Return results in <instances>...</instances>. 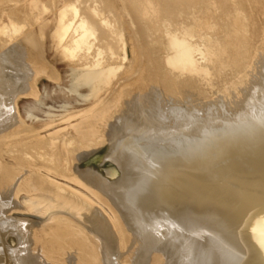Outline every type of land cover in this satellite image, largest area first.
<instances>
[{
  "label": "bare ground",
  "instance_id": "1",
  "mask_svg": "<svg viewBox=\"0 0 264 264\" xmlns=\"http://www.w3.org/2000/svg\"><path fill=\"white\" fill-rule=\"evenodd\" d=\"M106 1L109 2L108 6L115 8L114 4H110L111 0ZM116 1L114 0L115 3ZM123 1L125 4L122 9L124 7L127 14L136 20L146 16L155 19L163 14L156 7L155 0ZM172 1H195L193 4H198L201 0ZM220 1L219 4H222ZM71 3L69 6L74 5ZM73 8L68 9V12ZM116 8L121 9L118 6ZM81 12L77 8L71 14L60 12L59 22L62 24L67 20L63 23V28L59 29L60 25L55 27L53 37L58 49L73 57L72 61L75 62L77 58L76 63L82 62L78 67L82 65L92 68L81 76L82 83L90 87L91 94L96 93L102 84L108 82L109 75L112 77V71H116L118 66H113L114 70L111 65L109 67L94 59L95 56L91 57L94 55L92 48L96 46L94 43L100 42L89 41L93 36L90 34H94L92 31H97L98 28L93 29L95 25L90 24L95 23L89 21L86 12ZM167 12L164 10V13ZM67 15L71 17L68 19ZM8 19L12 20L13 15L9 14ZM102 19H98L100 25ZM185 35H189V32L185 31L181 36L174 33L167 36V49L170 53L166 64L170 67L169 70L177 75L187 73L206 77L207 67L203 68V64L198 66L199 61H202L199 59L200 56L208 57L211 52L198 49V44L193 45L192 40L190 42ZM98 38L102 42L105 41L104 37L103 40ZM25 41L31 42V38L27 36ZM137 45L138 48L142 44ZM22 47L25 52L21 55L26 54L25 57H28L30 63V57L33 55L25 45ZM139 48L141 52L138 54V60L136 59L135 74L139 72L142 79L148 83L137 85L138 87L131 88L130 92L125 90L128 95H124V101H121L124 108L112 112L110 118L106 113L114 108L113 104H109L110 107L107 104V108L103 107L104 112L99 108V111L96 110V116L93 115L97 119L94 118L96 122L102 123L108 118L107 132L103 136L109 143V150L100 153L96 158L93 157L94 160H86L82 170H78L73 164L75 160L69 154L71 151L78 154L77 144L82 147L83 153L80 155L93 152L92 147L101 145L98 138L102 133L97 128H89V125H95L94 119L89 121L90 123L86 121L88 124L82 122L83 125L86 123L84 127L82 123V127L73 125L75 130L72 127L71 129L74 134L69 138L64 137L61 147H56V142L60 140L57 137L50 141L34 135V138L24 140L20 139L23 130L22 122L16 113V104L9 101V96L15 98L17 91L12 88L10 94L7 93V98H0V160L4 148L8 147L7 150L14 154L10 157L14 161L12 165H4L5 162L0 164V264H264V58L261 60L263 63L259 66V71H255L257 77L251 75L255 78L250 87L248 85L249 88L244 89V97L239 96L242 98L241 103L239 98H236L238 101L232 100L233 104L235 100L239 103L235 107H225V99L224 102L214 101L216 103L205 106L200 103L203 105L201 108H195L191 103V108L189 104L185 105V99H181L184 105H165L168 109L163 112L159 107L164 105L157 104L161 95H155L154 84L157 78L155 79L153 69L148 66V56L144 52L146 48ZM91 50L93 55L90 54ZM229 52L227 48L224 53L228 55L217 60L216 63L220 67L237 66L247 54L246 51H237L235 54ZM259 54L264 56L262 51ZM259 54L257 51V57L254 56L261 59ZM256 63H253L254 67ZM247 69L243 72L244 75ZM181 86L183 87V84ZM237 86L235 88L242 87V90L245 85ZM229 87L231 88V84ZM28 88L29 93L31 85ZM165 88L169 98L166 100L170 101L168 103L171 104V101L175 102L180 97L173 86L165 83ZM239 93L238 95H241ZM218 96L220 97L219 94ZM160 100L158 102H161ZM110 101L109 103L112 102ZM100 111L103 115L97 116L98 113L102 114ZM76 128H81L82 131ZM58 132L59 130L52 134L58 136ZM67 145L72 146L74 150L68 149ZM61 179L80 186L86 194L70 185L62 184ZM20 194L25 197L23 205L18 198ZM46 198L55 204L56 210H63L68 206L75 211L79 220L55 215L48 223L42 225L33 224L27 218L13 216L12 212L38 216L44 214L43 205L32 206L29 200L41 202L47 200ZM101 205L109 212L105 213ZM3 241L6 247L7 242L11 247L8 245L7 249H3ZM60 242L68 244L67 249L65 244L63 249ZM50 247L55 248L56 251L52 248L50 251L57 255L49 253ZM68 257L70 260H67Z\"/></svg>",
  "mask_w": 264,
  "mask_h": 264
},
{
  "label": "rangeland",
  "instance_id": "2",
  "mask_svg": "<svg viewBox=\"0 0 264 264\" xmlns=\"http://www.w3.org/2000/svg\"><path fill=\"white\" fill-rule=\"evenodd\" d=\"M102 1L103 2H101V0H0V39H1L0 40V98L1 97L7 98V93L9 92L10 94L11 92L10 90L12 88L15 92L16 91L18 92V93L16 92L15 98L12 95H10L9 101H12L13 104H16L15 105L16 113L22 122L21 128L23 132L20 133L21 135L20 139L28 140L29 138L32 139L38 136L42 138L44 137L43 140L49 139L51 141L53 137H57L60 138V140L56 142V147H61L65 139L64 137L69 138L74 134V132L72 133V131L75 130L74 128L75 126L73 125L77 124L76 126L78 127H82V126L84 127L87 122L89 121L92 122L91 120L95 118L94 116H96L95 113L96 110H98V108L99 110H102L103 107L107 106V104L108 107H110L111 104H113L114 108H112L111 111L108 112V114L106 113L108 118H110V115L113 114L114 111L118 112L120 111L119 110L120 108H124V105H122V102L124 101V100L122 101V97L124 99V97L128 95L127 91L130 92V90L138 86L146 85L148 83L147 81L142 79L139 72L135 74V72H137V70L135 69L136 59L138 60L139 58L138 54L139 52H141V48L139 47L146 48L145 49L146 51L143 48L142 49L144 50V52H146L145 53L147 54L146 56H148L147 57L148 66L151 67V69H153L152 71L155 73V79L157 78L158 80V81L155 80V82L156 83L158 82V84L157 85L156 83L154 84L155 95L156 93L157 96L158 94L159 96L161 95L160 98L158 99L159 100L162 99L163 102L161 100H160L161 102H158L159 100L157 99L156 100L158 105L160 104L164 105L163 107L161 105L159 107V110L163 112L166 111L168 109L167 107H169L170 105L172 107L173 103L184 105V103L186 102L185 105L189 104L188 106L191 108L193 106L192 104L195 105L193 106L195 108H201V106L211 104L214 101L224 102L225 99L226 101L224 104L227 103L225 107L227 106L229 107L230 105L232 106L229 108H233V106L235 107L236 104L241 103V100L244 97L242 95H244L245 94L244 92H246V90L244 91V89H248L250 87L254 78L257 77L255 75L257 74L256 72L259 71L258 70L259 66L264 61L262 59L264 58V56H262L263 54L262 55H260L261 53L259 54V52L261 51L264 53V0H221L220 2H222V4H219V0H201L200 2H198V4L197 3L193 4L195 1L191 3L190 2L175 3L172 0H155L156 7L159 9V11L163 12V14L160 15L161 17L159 16L156 17L155 19H149L146 16L141 20L138 19L136 20L135 18L128 15L124 7L122 9V5L124 6L125 4L123 0L122 1L117 0L118 3L115 0L117 5L114 2V0L111 1L108 0L110 1V4L115 5V8H113L114 10L112 9L111 5L109 6L107 5L109 4V2L106 3L107 2L106 0H102ZM70 3L71 5H73L74 3L75 6L74 5L69 6ZM66 4H67L66 6L67 9H65ZM116 6L121 7L123 12L121 11L120 8L117 10ZM71 7H74L73 9H71L72 11L75 8H77L80 12L81 10H83L81 13L86 12V14L85 13L84 14L87 15L89 21L91 22L93 21L95 23L93 24L90 22L91 26L95 25V27L93 26L92 28L93 29L98 28L97 31L96 30L92 31L94 32V34L93 33L90 34V36L92 35L93 36L90 38L89 41L100 42L96 44L94 43V45H96L97 47L96 46L93 47L92 50L94 52L96 51L97 53H94L91 50L90 54H92L91 52H93L94 54V55L92 54L93 56L91 57L94 58L95 56L94 59L100 60L102 64L109 65V67L112 66L113 68V66L116 65L120 68L119 69L117 67V69L119 70L116 69V71H112L113 76L111 77L110 74L108 82L102 84L100 89L96 93H91V94L89 93L90 87L82 83L83 81L81 77L85 72L91 71L90 69L92 68L83 67L82 65L81 67H78L80 64H82V62H80L79 64L76 63V59H77L76 57H75L76 58L75 62L72 61L74 58L68 56L67 53H64L63 51L58 49L55 44V40L53 37V32L55 27H58L60 25L61 27L59 26L58 28L59 29L63 28V23H65L67 20L66 18L69 19L71 17V15H69V17L67 15V17L65 18L66 20H64L63 23L61 24V21L59 22L58 19L60 12L65 11L67 12V14L69 13L71 14L72 11L70 12L69 10L68 12V9H70ZM164 10H167L168 12L164 13ZM9 14L13 15L12 20L8 19ZM248 15L249 17H247ZM101 17L103 18L101 20L103 22V23L101 22V25L102 24L105 25V26L102 25L103 28L100 25V20H98ZM99 31H101V33ZM185 31L189 32V35H185V36L189 39V41L192 40V42L191 41L190 42L193 45L198 44L199 45V46L197 45L198 49L201 50L202 48V51L208 50L209 52H211V55L208 54V57L200 56L199 60L202 59V61L198 60L200 62V63L198 62L199 63L198 66H202L203 64L202 66L203 68L207 67L208 75L206 77H201L198 75L187 74V73L182 75H177L175 72L170 71L169 70L170 67L166 64V58L170 53L169 50L167 49V41H168L167 36L173 33L177 36H181ZM27 36L31 38V42L25 41V37ZM97 36L101 37L102 40L104 37L105 41L102 42L101 40H99ZM115 36H117L118 38L117 37L114 38ZM65 40H67V36L65 37ZM65 40L62 41L65 42ZM211 43L212 45H210ZM137 44L139 45L142 44V45L137 48L138 46ZM23 45H25V47H27L30 50L28 52H30V54L32 53L31 55H33L30 57V63L28 57H25L27 56L26 54L23 56L21 55L23 54V52H25V49L22 47ZM98 46H99V52L97 51ZM21 48H23L22 51ZM227 48L230 50L229 53L235 54L237 51L238 52L246 51L247 54L243 56L245 57L244 59L241 58L242 55L240 56L242 60L240 59L241 62L237 66L220 67L216 62L217 60L223 58L224 55L226 56L228 55L224 53L225 51L227 52ZM257 51L258 54L260 55L258 57H260L261 59L256 58ZM214 52L218 53V55ZM253 56L255 59L253 58ZM36 59L39 62H37ZM253 59L259 62L257 61L254 62ZM252 61L253 63L256 62L258 63V68H257V63L256 66L254 67L255 64L253 65ZM112 63L115 64L112 65ZM128 65L131 66L129 67ZM22 69L23 71L21 72ZM245 69L248 70L246 72V75H244L245 73L243 74V72H245ZM251 70H253L252 72L254 73H252ZM38 72H39L38 74L39 76L36 74ZM29 73L31 76L29 75ZM31 73L36 74V76H34V74L32 75ZM247 73H249L248 74L249 76L247 75ZM122 74L123 75L125 74L124 75L125 77L122 76ZM157 74L159 76H157ZM252 74L255 77H251ZM242 75L243 77L240 78V76ZM132 76L134 79L131 78ZM236 77L238 79L240 78L241 80L239 79L238 81ZM234 79H235L234 81L235 84L233 83ZM244 79L247 81V83L248 82L250 83L247 84ZM127 80H129V82H126ZM237 82H239L240 84ZM165 83L167 85L173 86L175 90L179 92L178 94L180 97L178 96L179 97L178 99H180V101L177 99L175 102L171 101V104L168 103L170 101H167L169 98H167L168 96L166 95L167 93L165 90L166 89ZM232 83L234 84V86ZM161 84L163 85L161 86ZM182 84L183 87L181 86ZM230 84H231V88L229 87ZM30 85H31V90L28 93V89H29L28 87ZM236 85H238L237 87L239 86L241 87L244 85L245 86L241 90L242 87L235 88ZM248 85L249 87H247ZM117 87H119L120 89ZM206 87H208V89ZM224 87H226V89L228 88L227 90L229 91H227ZM20 90L22 92H20ZM125 90L127 91L125 92ZM182 90L184 91V94L185 93L187 94L189 92L188 93L189 95L185 94L186 97L182 96L184 95ZM237 91H240V93ZM123 92L126 94H124ZM204 93L207 96H204L205 95ZM216 93H218L220 97ZM228 93L230 94L227 95ZM238 93L241 95H238ZM209 95L210 96L212 95L213 99ZM113 96L115 97L112 98ZM187 96H190L191 99L190 97ZM221 96H224V98H221ZM226 96L228 99L229 97L230 98L233 97V98L229 99L230 100L229 101L226 98ZM239 96H241L242 98ZM218 97L223 100L221 99L219 100ZM236 98L237 99L239 98L238 100L241 99L239 103H237L238 100ZM181 99L182 100L185 99L183 100L184 103L182 102ZM234 99H236L237 101L236 100L233 101L234 102L233 104L232 100ZM108 100L109 101L111 100L112 102L110 101L111 103H109ZM204 100L206 101V104ZM193 101L195 103H193ZM200 103H202L203 105ZM161 107L164 109L162 110ZM89 110L92 112H90ZM103 110L102 112H104ZM76 114H79L80 116L79 115L76 116ZM98 115L101 116L103 115V113L102 114L98 113L97 116ZM95 119L93 120V122L95 121ZM107 120H105V122L102 123H98L95 121L94 126L89 125V128H91V130L97 128L102 133V135L98 138V141L101 142V145H99V147L94 146L91 148L93 152L90 151V153L80 155L81 153H83V151H81L82 147L79 144H77L76 149H78L79 151L78 154L73 151H71V153L69 154L70 157L74 158L75 161L73 162V164L78 168V170L84 169L83 165L88 161L94 160L93 157L96 158L100 153L109 150L108 147L109 143L108 141L106 142V137L103 136V134L107 132V127H108ZM120 121L121 119L118 120L119 123ZM82 122L83 123L86 122V123L83 125ZM47 124L48 125L50 124L49 127ZM71 127L73 128V130L71 129ZM76 129L82 131L81 128H76ZM58 130H59V132L57 133L58 136L52 134L57 132ZM66 147L70 150H74L72 146L67 145ZM7 149L4 148V151L2 152L1 155L2 159L0 160V164L1 163L4 164L5 162L4 165L10 166L14 162L13 159H11L12 155L14 154L8 151ZM98 149L100 150V152ZM61 180L60 182L62 184L64 183V185H68V186L70 185V187L74 188L75 190H78L80 192L82 191L81 193L86 194V192L80 186L77 187V185L73 183H69L65 179H61ZM8 194L9 193H7V195ZM7 195L5 194L4 196L6 197ZM18 198L20 203L23 205V202L25 201L24 195L20 194ZM29 203L32 204V206L38 205L40 207L41 205H43L45 207L44 214L42 213V215L38 216L34 214L31 215L29 213L23 214L20 212L19 213L12 212L13 216L18 217L20 219L27 218L33 224L41 223L42 225L48 223L49 220L52 219L55 215H62L68 219L79 220L74 210L68 208V206H65L63 210L60 209L56 210L54 208L55 204L49 199L41 202L39 201L37 202V200L32 199L29 200ZM26 204H28V202ZM101 206L103 207L105 213L109 212L104 205ZM51 236H49V238ZM6 240L7 239H5L4 241L6 242ZM4 241L3 243H1L2 248L6 247L5 246L6 243ZM60 243H62L61 246L63 247V249H65V247L67 249V247L69 246L65 242H60ZM8 245L9 248L11 247V244L10 243L8 244L7 242L6 249L8 248ZM51 248L53 249V251H56L54 247H50L48 250L50 251ZM53 251H50L49 253L50 254L54 253ZM55 255L57 254L54 253V256ZM69 257L67 260H70ZM53 264H57V263L53 262Z\"/></svg>",
  "mask_w": 264,
  "mask_h": 264
}]
</instances>
